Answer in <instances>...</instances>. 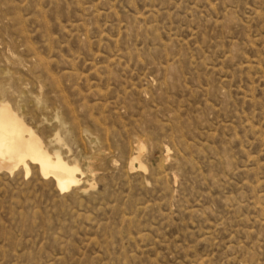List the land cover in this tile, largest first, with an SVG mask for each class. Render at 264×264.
Wrapping results in <instances>:
<instances>
[{"label":"rangeland","instance_id":"374dc122","mask_svg":"<svg viewBox=\"0 0 264 264\" xmlns=\"http://www.w3.org/2000/svg\"><path fill=\"white\" fill-rule=\"evenodd\" d=\"M0 89L84 173L0 172V264H264V0H0Z\"/></svg>","mask_w":264,"mask_h":264},{"label":"bare ground","instance_id":"6f19581e","mask_svg":"<svg viewBox=\"0 0 264 264\" xmlns=\"http://www.w3.org/2000/svg\"><path fill=\"white\" fill-rule=\"evenodd\" d=\"M2 92L3 89H0V96ZM53 135L50 140L52 148L49 149L18 112L9 103L0 99V172L12 174L16 170H23L29 175L35 167L44 178H53L61 192L73 187L79 188L82 182L79 174H82V169L64 157L62 152L64 141L59 133ZM139 150L142 152L143 147L141 146Z\"/></svg>","mask_w":264,"mask_h":264}]
</instances>
